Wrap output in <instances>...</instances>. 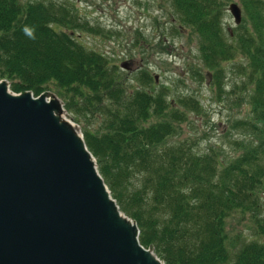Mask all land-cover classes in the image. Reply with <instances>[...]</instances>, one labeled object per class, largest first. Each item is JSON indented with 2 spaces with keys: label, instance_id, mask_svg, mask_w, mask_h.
<instances>
[{
  "label": "trees",
  "instance_id": "obj_1",
  "mask_svg": "<svg viewBox=\"0 0 264 264\" xmlns=\"http://www.w3.org/2000/svg\"><path fill=\"white\" fill-rule=\"evenodd\" d=\"M16 1L0 0V78L9 79L14 91H54L75 121L87 123L89 128L82 127L87 147L120 208L136 220L141 243L153 245L165 264H264V244L244 243L234 252L224 244V219L250 204V210L257 209L247 186L264 175L262 144L227 163L211 149L168 144L172 121L145 124L152 112L163 116L167 109L162 92L148 90V82L147 89L127 92L121 72L103 54L49 26L53 21L70 27L77 16L39 2ZM213 1L173 0V6L184 25L196 28L208 70L236 53L247 56L255 120L263 122L264 49L259 42L264 40L236 37L223 42ZM257 3L252 0L251 5ZM4 30L12 32L5 37ZM259 220L264 233V217Z\"/></svg>",
  "mask_w": 264,
  "mask_h": 264
},
{
  "label": "rangeland",
  "instance_id": "obj_2",
  "mask_svg": "<svg viewBox=\"0 0 264 264\" xmlns=\"http://www.w3.org/2000/svg\"><path fill=\"white\" fill-rule=\"evenodd\" d=\"M256 1L255 6L251 5L252 0L213 1L216 10L212 13L223 42L232 43L236 37L264 40V0ZM30 2L59 7L64 15L69 12L77 16L70 27L53 21L49 26L58 34H69L86 50L103 54L121 72L127 92L136 87L147 89L148 82L152 86L148 90L163 93L167 107L163 116L152 112L145 124L172 121L168 144H192L196 151L211 149L218 152V160L223 163L244 151L252 152L257 144L264 148V121L255 120L254 83L247 77L249 59L236 53L208 70L201 59L196 28L182 23L173 0L16 1L20 5ZM231 3L241 9L240 23L236 24L229 12ZM259 45L264 49V41ZM124 62L126 67L122 68ZM258 79L259 75L255 85ZM64 115L80 131L82 127L89 128L87 123L75 121L67 109ZM93 115L87 116L89 122ZM175 116L179 118L177 122ZM93 126L96 129L98 124L94 122ZM259 153L264 156V150ZM260 166L264 167V161ZM260 178L247 186L257 209L250 210V204L233 210L224 219V244L230 252L248 242L264 244V233L259 227V219L264 217V175Z\"/></svg>",
  "mask_w": 264,
  "mask_h": 264
},
{
  "label": "water",
  "instance_id": "obj_3",
  "mask_svg": "<svg viewBox=\"0 0 264 264\" xmlns=\"http://www.w3.org/2000/svg\"><path fill=\"white\" fill-rule=\"evenodd\" d=\"M64 112L52 92L34 98L0 80V264H165L140 244Z\"/></svg>",
  "mask_w": 264,
  "mask_h": 264
},
{
  "label": "flooded vegetation",
  "instance_id": "obj_4",
  "mask_svg": "<svg viewBox=\"0 0 264 264\" xmlns=\"http://www.w3.org/2000/svg\"><path fill=\"white\" fill-rule=\"evenodd\" d=\"M5 31V34L8 32L7 30H4ZM12 31V30H11ZM2 30L0 31V35L2 36ZM4 34V33H3Z\"/></svg>",
  "mask_w": 264,
  "mask_h": 264
}]
</instances>
